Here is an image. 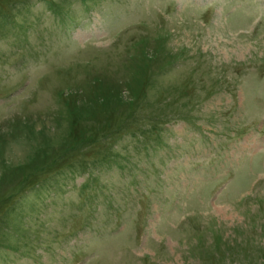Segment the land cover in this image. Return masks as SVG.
<instances>
[{"label": "rangeland", "instance_id": "374dc122", "mask_svg": "<svg viewBox=\"0 0 264 264\" xmlns=\"http://www.w3.org/2000/svg\"><path fill=\"white\" fill-rule=\"evenodd\" d=\"M0 264H264V0H0Z\"/></svg>", "mask_w": 264, "mask_h": 264}]
</instances>
